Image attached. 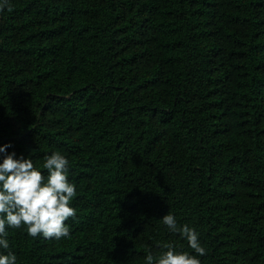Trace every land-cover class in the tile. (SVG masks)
I'll return each instance as SVG.
<instances>
[{
    "label": "trees",
    "instance_id": "obj_1",
    "mask_svg": "<svg viewBox=\"0 0 264 264\" xmlns=\"http://www.w3.org/2000/svg\"><path fill=\"white\" fill-rule=\"evenodd\" d=\"M5 142L38 167L60 151L75 184L67 237L8 229L16 264L192 252L167 211L201 264H264V0H7Z\"/></svg>",
    "mask_w": 264,
    "mask_h": 264
},
{
    "label": "clouds",
    "instance_id": "obj_2",
    "mask_svg": "<svg viewBox=\"0 0 264 264\" xmlns=\"http://www.w3.org/2000/svg\"><path fill=\"white\" fill-rule=\"evenodd\" d=\"M7 0H0V8ZM11 142L0 144V264H16L17 254L8 239V229H20L30 237L60 239L70 234L68 218H75L69 201L75 184L68 178L69 161L60 151L46 153L35 166L31 155L8 151ZM41 168L46 172L42 173ZM172 233H179L192 252L171 241L158 242L155 252L144 249L145 264H201L206 249L199 233L188 224H178L167 211L160 219Z\"/></svg>",
    "mask_w": 264,
    "mask_h": 264
}]
</instances>
